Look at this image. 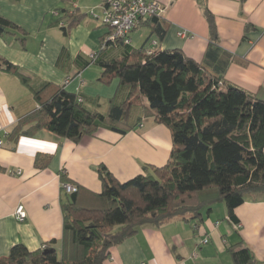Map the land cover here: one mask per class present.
Listing matches in <instances>:
<instances>
[{
    "label": "crops",
    "instance_id": "obj_1",
    "mask_svg": "<svg viewBox=\"0 0 264 264\" xmlns=\"http://www.w3.org/2000/svg\"><path fill=\"white\" fill-rule=\"evenodd\" d=\"M103 1L0 0V13L23 29L0 35V57L30 78L27 85L17 75L0 70V258L18 243L34 251L57 240L60 247L67 199L64 174L80 188L82 205L92 206L99 204L94 194L103 191L101 165L125 182L145 173L144 166H163L170 157V130L153 118L148 122L140 105L131 107L129 116L135 114L136 120L129 122L135 127L124 136L103 128L76 142L36 127L39 118L32 116L64 85L83 98L91 111L105 113L104 105L109 109L112 100L120 103L127 98L129 88L121 87L118 79L110 85L99 81L102 67L91 57L101 52L110 31L103 23ZM158 1L165 7L163 40L151 25L142 23L131 32L129 45H110L99 58L128 56L151 49L158 41L160 49L180 48L204 63L211 41L207 7L215 16L220 46L235 56L225 79L264 100V0ZM71 14L81 19L67 28ZM248 24L254 28L247 33ZM182 31L188 33L186 38L179 35ZM142 118L145 125L140 130ZM18 125L23 132L19 137L12 134ZM38 156L45 167L38 165ZM223 203L204 211L199 224L176 218L160 226L141 227L112 249L105 264H264V193L248 195L235 210V222ZM21 205L27 211L25 221L16 216Z\"/></svg>",
    "mask_w": 264,
    "mask_h": 264
},
{
    "label": "trees",
    "instance_id": "obj_2",
    "mask_svg": "<svg viewBox=\"0 0 264 264\" xmlns=\"http://www.w3.org/2000/svg\"><path fill=\"white\" fill-rule=\"evenodd\" d=\"M204 13L211 33L204 63L180 48L160 49L158 41L151 49L102 60L101 52L110 45L131 42L108 39L112 28L104 24L110 31L101 52L91 57L102 67L99 81L110 85L118 79L121 87L129 88L127 98L120 103L112 100L105 113L91 111L83 98L64 85L32 116L39 118L36 127L76 142L95 136L103 128L124 136L135 127L128 121L131 107L140 105L144 118L152 117L170 130V157L163 166H144L148 171L125 182L101 165L98 174L103 191L94 194L98 205H82L79 187L75 193L66 192L64 234L59 248L57 240L34 251L18 243L0 258V264H105L114 247L145 225L160 226L176 218L198 220L199 224L204 221V211L221 201L235 222V210L247 196L264 193V100L225 79L235 56L220 46L214 14L207 7ZM69 17L67 28L81 19L74 14ZM142 23L151 25L160 40L166 36L163 14L141 18L139 25ZM62 26L66 31L65 22ZM253 28L248 24L246 32ZM17 30L23 29L0 13V35ZM0 70L17 75L29 85L24 70L3 57ZM40 94L37 92L39 99ZM143 121L140 119L138 125ZM22 133L19 125L12 132L17 137ZM39 159L38 165L45 167ZM62 177L64 183L69 182L65 174Z\"/></svg>",
    "mask_w": 264,
    "mask_h": 264
},
{
    "label": "built area",
    "instance_id": "obj_3",
    "mask_svg": "<svg viewBox=\"0 0 264 264\" xmlns=\"http://www.w3.org/2000/svg\"><path fill=\"white\" fill-rule=\"evenodd\" d=\"M103 9V23L112 28L108 39L124 38L129 41V35L139 25L141 18L161 15L165 11V7L158 0H105ZM95 16V13L91 12ZM182 38H186L188 33L182 31L179 33ZM157 45V42H154ZM94 57V54H92ZM70 78L65 82L68 84ZM3 142L0 141V145ZM20 174L21 171L19 170ZM67 193H75L78 186L72 183H64L63 185ZM18 220L25 221L27 219V211L24 205L16 210ZM209 240L206 239L205 242Z\"/></svg>",
    "mask_w": 264,
    "mask_h": 264
},
{
    "label": "rangeland",
    "instance_id": "obj_4",
    "mask_svg": "<svg viewBox=\"0 0 264 264\" xmlns=\"http://www.w3.org/2000/svg\"><path fill=\"white\" fill-rule=\"evenodd\" d=\"M100 109H101V108H100ZM103 109H105L106 111H108V110H107L108 108H106L105 105L103 106ZM134 118H135V120H136V115H135V114H132L131 116H129L128 121H130V120L132 121V120H134ZM150 118H152V117L147 118V121H148V122L151 121V120H149ZM144 125H145V124H143V123H142V124H139V126H138L137 129H140V130H141V129L143 128ZM137 129H136V130H137ZM223 204H225V202H224Z\"/></svg>",
    "mask_w": 264,
    "mask_h": 264
}]
</instances>
